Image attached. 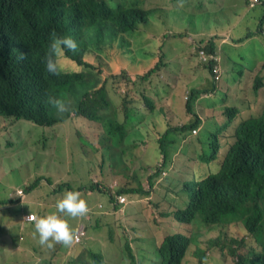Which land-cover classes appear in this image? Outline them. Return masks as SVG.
Masks as SVG:
<instances>
[{
    "label": "trees",
    "instance_id": "obj_1",
    "mask_svg": "<svg viewBox=\"0 0 264 264\" xmlns=\"http://www.w3.org/2000/svg\"><path fill=\"white\" fill-rule=\"evenodd\" d=\"M233 1L228 0V4H232ZM175 2L173 0V3ZM142 3L143 0H132L127 4L129 9L120 7L111 9L108 7V0H0V116L25 118L29 126L36 129L34 124L48 128L59 120L82 119L86 114L90 122L96 125L91 141V152L101 147L109 154L114 153L115 156L122 158L123 154L133 149L131 143H135L143 149V153L134 155L131 163L138 158H147L154 154L152 157L157 158V161L149 164L150 167L145 172V182L141 184L129 179L124 180L116 196L107 193L108 202L118 207L119 195L126 196L129 203L131 199L149 196L150 189L164 190L166 179L168 185L164 196L155 201L154 206L162 219H172L179 225L180 230L166 235L161 243L154 237L144 241L143 236H130V232L126 231V242L124 244L121 240L118 243L113 250V257L107 252H96L87 247L90 256L86 258L80 255L77 256V260L76 255L79 252L73 245L69 258L64 261L62 254L70 249L42 245L34 231L35 221L32 222L29 235L25 230L20 235H14V229L11 231L3 227L7 222L5 217H0L1 255L7 249L19 248L24 254L31 252L39 257L40 261L37 264H60L58 259L65 264H104L105 260H113L115 257L119 258L117 264H150V261L154 264H183L189 261L193 262L191 264H225L229 258L234 260V264H264V110L247 124L239 140L231 146L224 165L218 172L206 171L208 169L206 165L212 160L209 161L208 153L202 150L199 156L205 164L201 169L203 172L193 173L186 178L184 173H174L170 177L169 172L166 178L163 175L174 167L176 150L190 153L198 147L203 146L205 149L208 140L204 138L201 124L206 111L214 107L215 101L218 103L221 100L219 93L223 89L227 92L221 101L228 100L227 83L230 80H242L240 72L242 74V68L247 70L244 63L235 60L233 62L237 67L231 65L228 69L225 64L223 70L218 59L220 36L214 34L219 31V25L211 22L232 23L233 15L227 17L221 15L220 7L215 11L200 12L201 22L210 27L209 33L204 35L208 39H201L200 32H193L195 40L188 44L187 36L190 33L188 29L181 30V24H172L157 30L158 24L149 23V12L144 11ZM72 5H75L83 15L82 32L73 28H67L66 32L74 36L78 34L87 48L96 46L99 41L106 38L115 41L117 51L112 58L111 73L102 75L97 70L98 76L91 78L85 71L93 70L95 66L86 60V54L79 53L71 70L64 69L59 75L50 74V77L45 74L42 52L46 41L51 38L53 31L60 34L58 21ZM186 5L184 2L180 6ZM197 8L200 9L201 5H197ZM230 9L235 11L238 19H242L231 29L233 34L227 35L228 39L233 42L243 40L240 45L252 43L255 46L254 52L244 53L247 62H253L255 67L259 56L256 50L264 46V0H244V5L242 4L240 8ZM245 9L250 13L243 12ZM195 10L196 8L193 13ZM190 15H181V22ZM176 18L177 15L174 16L175 20ZM258 19L260 20L256 30L249 32L250 29H243L245 23ZM147 25L142 38L140 30ZM235 31L240 34L236 36ZM170 38L177 40L181 45L178 48L175 45H167ZM133 45H141L140 48L142 45L155 47L153 56L155 66L152 67L155 71L146 68L131 70L128 67L127 58L130 57ZM220 50L228 55L227 47L223 46ZM62 53L59 54L58 61ZM194 54L199 58L197 66L192 64ZM201 54H204L206 59H201ZM187 55L190 57L189 66ZM244 57H241L242 60ZM260 59L264 60V55ZM172 63H175V69L172 68ZM202 66L208 68L213 80V86L208 92L196 89L193 76L190 77L191 68L198 72ZM137 72L141 75H137ZM154 73V93L158 94L164 87L162 94L165 100L162 102L146 97L145 103L154 111L156 118L149 114L146 124L124 129L131 109L125 107L124 119L120 120L117 113L112 111L110 96L114 93L122 96L130 79L133 82L138 77L149 80L153 78ZM92 80H99L97 83L99 97L92 107V112H89L84 108L80 97ZM253 91L258 97H264L263 76L257 75ZM67 93H72V96H66ZM49 96L67 101V107L71 108L63 113L58 112L55 106L48 102ZM170 97L172 107L177 113L178 108L182 109L183 121L175 125L170 124L169 110L164 108L169 105ZM160 108L167 118L164 132L158 119ZM247 109L251 110L250 107ZM223 112L231 118L239 112V106L224 102ZM157 130L161 134L159 138L156 135ZM220 132H213L215 138L208 143L212 155L220 147ZM229 133L233 136L230 131ZM194 135L198 137L196 140L193 138ZM49 138H38L33 145L40 144L42 148L47 149ZM37 156L43 157L44 152L38 151ZM74 162L75 169H69L68 177L57 182L51 189L46 188L47 184L42 182L43 177L40 175L31 179L29 187L24 185L18 187L24 190L27 198H32L39 205L37 217L55 211L54 205L62 198L60 193L62 190L85 192L89 188L100 189L101 185L95 180H90L92 174L89 163L81 165L78 160ZM33 170H36V167H33ZM76 170L78 172L74 175ZM193 171L197 173V170ZM100 172L103 178L112 175L105 176L102 166ZM29 173L35 175L38 172ZM81 178L88 181L80 182ZM146 187L150 189H145ZM44 188L47 191H42ZM34 191H38L35 199ZM169 192H173V198L184 195L181 203L174 205L175 209L169 205L163 206ZM20 201L21 195L18 194L0 195V206H13ZM16 221V218H10L9 224ZM77 223H70L69 230L74 232ZM232 227L234 228L231 233ZM217 230L227 235L226 241H221L220 236L207 242L198 239V231L209 233ZM113 234L114 230H110L108 237ZM249 239H253V245L249 243ZM82 246L81 244L77 247L80 250ZM19 252L18 250L17 253ZM0 264L18 262L10 260Z\"/></svg>",
    "mask_w": 264,
    "mask_h": 264
},
{
    "label": "rangeland",
    "instance_id": "obj_2",
    "mask_svg": "<svg viewBox=\"0 0 264 264\" xmlns=\"http://www.w3.org/2000/svg\"><path fill=\"white\" fill-rule=\"evenodd\" d=\"M121 3L129 4L132 0H116ZM176 2L171 6L170 0H151L147 1L148 6L153 7H162V8H149L145 4H141L144 9L149 10V23L155 22L158 24L157 30H161L162 27L169 26L172 24H181L180 17L181 15L192 14L194 8L200 12L206 11H215L220 7V14L227 17L228 15H233L234 21L229 22H211L219 25V31L214 35L220 36V43L218 46V59L220 62L225 65L226 68L230 69L231 65L237 67L234 64L233 60L242 62L247 66L245 75L241 78L242 80L238 81H229L227 83V88L229 91V101L239 106V112L234 114L229 118L223 112L222 98L225 96L227 90L223 89L219 93L218 103L215 101L213 108L206 111V115L203 118L201 124V130L205 135L204 138L208 140V143L211 139H214L215 136L212 132L222 131L219 136L221 137V147L222 146H232L233 143L239 140L240 134L245 130L247 124L255 118L259 113L264 110V97H258L254 102V108L252 110L248 108L247 98L254 97V91L252 85L256 73L258 76L264 77V60L260 61L255 67L253 62H247V57H244V53L254 52L255 46L252 43L242 44L241 42L230 41L227 35L233 34L231 30L234 28L242 18L238 19L234 14V10L230 8H240L242 4L244 5V0H234L232 4H228V0H175ZM187 5L181 7L182 3ZM222 3H224L222 5ZM201 5V8L198 9L197 5ZM243 12L249 14L250 11L245 9ZM177 15L176 20L174 16ZM259 20L249 21L243 25V29H250L254 31L258 28ZM82 22L83 15L77 9L75 5L70 6L68 11L64 16L58 21L60 34H66L73 37L78 43V49L73 51L66 50V58L60 60V64L66 70H71L72 65H75V57L79 54H86V60L94 64L95 69L86 70L85 73L91 78H96L98 76L97 70H99L102 75L109 74L112 71V58L115 56L117 51L116 43L113 39L106 38L104 41H99V43L92 47L87 48L83 42V39L77 34L73 35L69 32H66L67 28L77 29L80 33L82 32ZM148 27L141 28L140 34L143 38V32ZM186 26L182 25L181 28L184 29ZM207 24L205 22H198L195 24L194 21L187 20V29L190 32L188 44L194 42L192 36L193 32H200L201 36H204L209 33ZM234 34L237 36L238 31H235ZM114 41V42H113ZM111 42H113L111 46ZM167 45H177V40L170 38ZM141 45H133L131 49L129 64L128 67L131 70H143L144 68L148 69V66L154 65L153 56L155 55V47L144 46L140 48ZM227 47L229 49L228 55L221 51V47ZM169 55V52L167 53ZM258 54L260 57L264 55V50L259 49ZM241 57H244L242 60ZM135 61V62H134ZM134 62V63H133ZM147 66V67H146ZM149 67V68H150ZM172 68L175 69V63H172ZM189 68V67H188ZM195 68V67H194ZM253 69V70H252ZM191 70V76H193V84L196 89H202L203 91H210L213 86V80L209 73L208 68L203 67L195 72ZM189 77V78H190ZM99 80H92L88 84V88L84 91L80 97V101L83 103L84 108L88 109L89 112H92V107L99 97L98 83ZM155 80L154 77L149 80H144L142 78H136L135 82L129 80L125 92L122 96L113 94L110 96L112 103V111L117 113L120 120L124 119L125 116V107L128 109H138L141 110L140 120L138 126L146 124V118L150 112L149 105L145 103V96H150L154 94ZM164 87L159 93H162ZM170 91V90H169ZM169 91H167L169 93ZM66 96H72V93H67ZM155 105V103H154ZM71 106H68L67 109H70ZM160 114H158V119L163 129L165 131L167 118L159 109ZM182 109L178 108V114L176 117L172 116L170 120L171 125H175L178 121H183L181 119ZM168 120V121H169ZM35 128L29 126L26 120H16L12 117L4 118L0 117V195H21V201L16 205H1L0 206V217H5L7 221L4 228L10 227L14 229L16 234H21L23 231L25 221V211L26 209L35 210L38 204L32 198H27L24 190L18 188L22 185L24 187H29L31 184V179L37 177L38 175L43 177L42 182L46 183L47 189H51L54 185L67 178L70 174L69 169H75L73 167L74 160L80 161V164L89 163L90 173L92 178L90 180H95L99 185L95 189H87V191H76L80 196V200L85 205L92 204V207L88 209L86 218L78 222L74 233L76 234L78 230L83 229L85 234L81 237V240L77 243L83 245L75 248L79 252L77 256L83 255L84 257H89L90 252L86 250L89 247L93 251H103L107 252L110 257H113L112 253L114 248L117 247L118 243L122 240V243L126 242V231L130 232L129 235H136L139 237L143 236L144 241H147L150 237L157 239L161 243L164 237L168 234L177 233L180 230L178 224H176L172 219H162L154 202L158 199H161L164 196L166 186L168 182L165 179L164 190H153L150 187L145 189H150L149 196H144L141 199L130 200V203L127 202L126 205L120 204L118 207H114L113 204L108 202L109 195L116 196L117 190L124 183V180L129 179L135 182H145L146 173L150 167V163L157 161V158H153L150 155L147 158H138L131 160L134 155L142 154L143 149L135 143L133 149L126 154L122 155V158L115 156L114 153L109 154L104 148L99 147L97 150L91 152V141L96 130V125L94 122H90L88 115L84 114L82 119H70L59 120L53 126L48 128H43L37 124H34ZM230 125V126H229ZM229 126V127H228ZM238 129V131H236ZM32 131V133H30ZM158 131V130H157ZM230 131L233 136L227 132ZM158 138L161 136L160 132L156 133ZM49 138L47 149H44L39 144L38 146L33 145V143L38 138ZM51 137H54L51 139ZM141 138V137H140ZM196 140L198 137L193 136ZM206 143L205 149L198 147L195 151L190 153L185 152L182 154L176 150L174 154L175 163L174 167L167 171L164 175V178L168 177L170 172V177L174 173L185 174V178L189 177L191 174H199L203 171L201 169L205 167V164L201 161L199 154L202 150H206L209 155V161L212 158V150ZM42 150L44 156H37V152ZM225 157V151H221L218 154L216 160L210 162L206 165L209 170V173L218 172L221 167V160ZM74 159V160H73ZM220 161V162H219ZM100 166H102L103 173L105 176L112 174L103 178L100 175ZM33 167H36V170H33ZM176 168V170H175ZM197 170V173L193 170ZM175 170V171H174ZM31 172H38L35 175H31ZM179 171V172H176ZM78 171H74V175ZM189 173V174H187ZM138 176V178H136ZM50 181H48V178ZM85 178H81L80 182H86ZM42 191H47L45 188ZM68 190H62L60 193L62 196ZM38 191L33 192V197L35 199ZM108 193V194H107ZM166 201H164L163 206L174 208V205H178L184 199V195L181 197H174L173 192H169L166 196ZM127 201L128 198H127ZM16 218V222L9 224L10 218ZM35 217L37 215L35 214ZM178 223V222H177ZM233 228H230L232 233ZM110 230H114V234L108 237ZM198 239L209 241L218 236L221 237V241H226L227 235L221 234L219 230L205 232L198 231ZM76 241L74 243L77 244ZM251 245L254 244L253 239H249ZM77 245V246H79ZM20 251L17 253V251ZM155 251V249H153ZM23 250L16 248H10L4 251V254L0 253V263L4 261L14 260L18 264H37L40 259L31 252L22 253ZM14 252L16 254H14ZM149 252L148 250L146 251ZM156 252V251H155ZM71 253V249L64 251L62 254L63 260H67ZM103 254L105 256L106 254ZM145 253V254H147ZM60 264H65L62 260L58 259ZM78 260V259H77ZM144 260H147L144 258ZM119 258L115 257L109 260H105L104 264H117ZM193 262H186L183 264H191ZM150 264L152 261H150ZM225 264H234V260L229 258Z\"/></svg>",
    "mask_w": 264,
    "mask_h": 264
},
{
    "label": "clouds",
    "instance_id": "obj_3",
    "mask_svg": "<svg viewBox=\"0 0 264 264\" xmlns=\"http://www.w3.org/2000/svg\"><path fill=\"white\" fill-rule=\"evenodd\" d=\"M147 1H151V0H143L142 4H145L149 8H160V6H158V7L148 6ZM108 3H109L108 7H110L111 9H116L119 7L124 8V9H129L127 4L118 2L116 0H108ZM173 4H174L173 0H170V5L172 6ZM144 11L149 12V10H147V9H144ZM260 48L264 50V46H263V47H259L256 51L258 52V50ZM77 49H78V43L73 37H71L70 35H66V34H57L55 31H53V33L51 34V38L49 37L48 40L46 41L45 48L42 52L43 69H44L45 74L48 77H50V74L51 75H59L61 70H64V67L60 64V61H58L59 54L61 52H63L62 56L60 58V60H61V59L66 58V50L75 52ZM200 58L206 59L204 54H201ZM260 61H262V59H260V57L258 56L256 65ZM154 66L155 65L151 66L150 68L148 67V69H146V70L151 69L152 71H155L152 68ZM242 71H243L242 74L240 72L241 78L246 73V70L243 68H242ZM136 74L141 75V73H139V72H137ZM257 75H258V73H256L253 85L256 81ZM153 77H155V73L153 74ZM253 85H252V89H253ZM254 94H255V92H254ZM146 97H149L152 100L158 99L159 101H162V102H164V100H165V96L162 93H158V94L154 93L150 96H145L144 98H146ZM257 98H258L257 94H255V96L253 98L252 97L247 98L248 107H250L251 110L254 108V105H252V103ZM171 100H172V98L170 97L168 99V102H170ZM48 102L50 104H53L55 106L56 110L60 113H63L64 111L67 110V103L68 102L65 100L49 96ZM224 102L228 103L229 105L238 106V105L230 102L229 99L222 101L221 104H223ZM164 108L166 110H169L168 117L170 119L172 116H174V117L177 116L178 113L174 108L172 109L171 104H169L168 106H165ZM141 114H142L141 110H138V109L132 110L131 109L130 115L128 116V122L125 125L124 129H133V128L137 127ZM149 114L153 115V112H150ZM0 117H3V116H0ZM14 119H16L18 121L21 119L26 120L25 118H21V117L14 118ZM178 122H176V124H178ZM227 132L229 133V131H227ZM230 136H231V134H230ZM219 139H220V147L212 155L211 160L212 161L216 160L218 157V154H220L222 150L225 151V157L223 160H221V167H223L224 162H225V160L228 156V153L231 149V146L230 147L229 146H226V147L222 146L221 147L222 139L220 136H219ZM184 153L185 152H183L182 154H184ZM212 161H210V162H212ZM117 199H118V196H117ZM118 202H119V200H118ZM119 204H121V203L119 202ZM126 204H123V205H126ZM54 207H55V211L47 213L43 216L32 217L33 220H28V218H27L28 214H26L25 215V221H26V223H32L33 221H35L34 226H33L34 231H35V234L38 236L39 242L42 245H47L48 247L56 246V247H61L64 249H70L71 247H73L75 241L78 239V237L76 235L80 232H83V235H84L85 232L83 229H80L75 234L74 232L69 230V224L73 223V222L83 221L86 218V215L88 213V209L92 207V204L85 205L84 203L81 202L80 196L78 193H75L72 191H67L62 196V198L58 199L55 202ZM7 229L11 230L12 228L7 227ZM13 234L14 235H20V234H16L15 231H13ZM83 235H81V237ZM80 240H81V238H80ZM79 244L80 243L75 244L74 247L76 248L77 245H79Z\"/></svg>",
    "mask_w": 264,
    "mask_h": 264
},
{
    "label": "crops",
    "instance_id": "obj_4",
    "mask_svg": "<svg viewBox=\"0 0 264 264\" xmlns=\"http://www.w3.org/2000/svg\"><path fill=\"white\" fill-rule=\"evenodd\" d=\"M199 14H200V11L195 10V12H194L193 14H191L190 16L184 18V20L181 22V25H185L186 27H185L184 29H182V28L180 27V29H181V30H185V29H187V20H188V19H189L191 22L194 21L195 24H198V22H201L202 19H201V17H200ZM189 35H190V33H189ZM189 35H188L187 37H189ZM192 36H193V38L195 37L194 34H192ZM227 37H228V36H227ZM201 39H208V37L201 36ZM194 40H195V38H194ZM196 42H197V41H195V43H196ZM219 43H220V42H218V46H220ZM180 45H181V43L177 41V45H175V46L178 48ZM189 64H190V57L187 55V65L189 66ZM192 64H193L194 66H197V65L199 64V58H198L195 54H194V58L192 59ZM222 68H223V70H224V65H223V64H222ZM169 104H171V106H172V100L169 102ZM220 105H223V104H220ZM252 105H253V103H252ZM172 109H173V107H172ZM38 207H39V205L37 206V208H36L35 210H33V209H26V211H25V212H26L25 215H26V214H29V213L36 214V215H37ZM23 230L27 231V232H28L27 235H29L30 232H31V230H32V223H24Z\"/></svg>",
    "mask_w": 264,
    "mask_h": 264
},
{
    "label": "built area",
    "instance_id": "obj_5",
    "mask_svg": "<svg viewBox=\"0 0 264 264\" xmlns=\"http://www.w3.org/2000/svg\"><path fill=\"white\" fill-rule=\"evenodd\" d=\"M118 200H119V202L121 204H126L128 202L126 196H123V195L118 196ZM32 217H35V214H31L30 213V214L27 215L28 220H33ZM81 235H83V232H80V233H78L76 235L78 237V239L76 240V242H79L80 241Z\"/></svg>",
    "mask_w": 264,
    "mask_h": 264
}]
</instances>
